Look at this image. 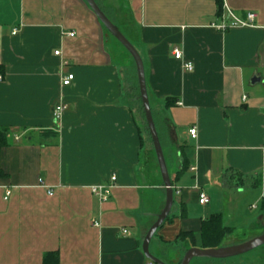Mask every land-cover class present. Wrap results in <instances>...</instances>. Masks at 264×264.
I'll return each mask as SVG.
<instances>
[{"label": "crops", "instance_id": "0c3cea01", "mask_svg": "<svg viewBox=\"0 0 264 264\" xmlns=\"http://www.w3.org/2000/svg\"><path fill=\"white\" fill-rule=\"evenodd\" d=\"M221 2L223 14L219 0L109 1L143 59L170 158L174 204L154 255L193 247L181 232L201 247L212 215L231 236L264 226V0ZM230 12L256 17L231 26ZM107 35L86 0H0V264H155L143 242L166 187L139 86L125 83ZM102 184L106 200L92 190Z\"/></svg>", "mask_w": 264, "mask_h": 264}, {"label": "water", "instance_id": "95a60500", "mask_svg": "<svg viewBox=\"0 0 264 264\" xmlns=\"http://www.w3.org/2000/svg\"><path fill=\"white\" fill-rule=\"evenodd\" d=\"M88 5L98 16L102 24L108 29V31L129 51L132 55L138 74L140 99L142 101L143 109L145 112V117L150 130V134L153 140L154 148L157 154L160 170L163 176L164 184L166 187V203L163 210L157 215L156 220L149 228L146 233L143 250L146 256L155 264H168L164 260L156 257L152 252H150V243L156 234L157 230L163 225L167 217L169 216L173 204H174V189L172 186V180L170 178L163 146L159 137V133L154 121L153 112L151 109L148 88L146 83L145 65L143 59L135 47V45L120 31L116 24L106 15L102 7L96 0H86ZM260 78H254L253 81H259ZM264 245V232L246 240L241 243L232 245H221L219 247L213 248H202L193 246L187 249L180 264H191V261L196 258H218L225 259L234 257L246 252H249L255 248Z\"/></svg>", "mask_w": 264, "mask_h": 264}, {"label": "rangeland", "instance_id": "374dc122", "mask_svg": "<svg viewBox=\"0 0 264 264\" xmlns=\"http://www.w3.org/2000/svg\"><path fill=\"white\" fill-rule=\"evenodd\" d=\"M99 4L102 6V9L106 13V15L116 24V26L120 29V31L133 43L134 40L130 36L129 31L126 28V25L121 22L119 18L116 17L114 14V10H112L109 1L110 0H97ZM108 32V38H109V44L108 48L111 51V55L114 58V60L120 65L122 69V76L124 77L125 83H129L131 77L133 76L135 84L139 86L138 82V74H137V68L135 61L132 57V55L129 53V51L107 30ZM139 91V87H137ZM136 89V90H137ZM142 104V103H141ZM153 104V101H152ZM154 105V104H153ZM155 119H157V114ZM143 115V113H142ZM143 119L145 121V117L143 116ZM146 122V121H145ZM145 132L148 136V138L152 139L151 134H149L148 128L145 127ZM166 158L167 162L169 164L170 169V158L168 155V152L166 150ZM255 213V211H252ZM264 232V226L257 227L256 229H250L247 228L245 231L237 232V234L232 235L231 237L227 238L223 241L222 245H232L241 243L243 241H246L260 233ZM187 246L185 245H178V246H170V247H163L157 250H154V247L152 246V251L155 252V256L164 260L168 264L176 262L180 255L184 257L187 249ZM151 252V250H150ZM191 264H264V245L255 248L249 252L230 257L225 259H218V258H199L196 257L191 261Z\"/></svg>", "mask_w": 264, "mask_h": 264}, {"label": "built area", "instance_id": "2783aa9c", "mask_svg": "<svg viewBox=\"0 0 264 264\" xmlns=\"http://www.w3.org/2000/svg\"><path fill=\"white\" fill-rule=\"evenodd\" d=\"M230 18H231V26H249L252 25L254 23L255 17H256V13L254 12H249L247 14L246 18H239L237 16H235L234 14H232L230 12ZM220 28L222 29H227L229 26L226 23H223L221 25H219ZM17 32V30H14V34ZM70 36H74L75 32H70L69 33ZM59 51H56V54H59ZM174 56L176 59H183V52L179 49H175L173 52ZM184 69L188 70V71H192L194 69V65L192 62H186L184 63ZM75 75L73 73H67L66 75L63 76L62 78V85L63 86H67L70 85L72 83V81L74 80ZM67 109V105L60 101L55 105L54 108V120L56 121V123L61 122L62 118H63V114L65 112V110ZM190 135L193 138H196L198 136V128L196 126H193L192 128H190L189 130ZM117 178L116 175L112 176V181H115ZM112 185H95L92 187V190L94 192L95 195H97L101 200H106L109 197V188ZM180 191L177 190V193H179ZM10 194V192L8 191V195ZM201 204H207L210 201V198L207 196L206 193H201L200 194V199H199ZM95 226H98L99 224L97 222H94Z\"/></svg>", "mask_w": 264, "mask_h": 264}, {"label": "trees", "instance_id": "16d2710c", "mask_svg": "<svg viewBox=\"0 0 264 264\" xmlns=\"http://www.w3.org/2000/svg\"><path fill=\"white\" fill-rule=\"evenodd\" d=\"M219 8H220L221 14H223V4H222L221 0H219ZM106 30H108V29L106 28ZM2 72H3V69L0 66V74ZM141 109H142L143 116L145 117L143 105H141ZM153 117H154V114H153ZM145 121H146L145 123L148 127L146 117H145ZM154 121H155V118H154ZM155 123H156V121H155ZM156 127H157V124H156ZM7 144H8L7 130L0 129V150L3 146H5ZM232 233H233V229L224 225L220 215H212L209 219H207L203 222L201 247L202 248L219 247L223 244L224 240H226L228 237L231 236ZM179 237L183 240H187L190 243V245H192V246H194L196 244L195 239H194L195 237H194V234L192 232H181ZM51 257H52V255L47 256L46 261H49V259Z\"/></svg>", "mask_w": 264, "mask_h": 264}]
</instances>
